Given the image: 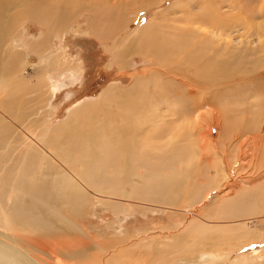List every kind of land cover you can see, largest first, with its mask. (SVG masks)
I'll use <instances>...</instances> for the list:
<instances>
[{"label": "rangeland", "instance_id": "1", "mask_svg": "<svg viewBox=\"0 0 264 264\" xmlns=\"http://www.w3.org/2000/svg\"><path fill=\"white\" fill-rule=\"evenodd\" d=\"M12 1L16 3L20 1V4L22 0H5L4 4H8ZM59 1L61 2L62 0ZM114 1L115 0L111 2L113 4L118 2ZM215 1L216 0H162L159 4L155 5L149 4V6H144L138 4L141 6L140 8L137 4L134 5L131 0L126 4V10L121 11L120 17L125 22L131 21L129 22L130 32H137L136 35H128L130 37L128 40L129 44L133 40H136V48L130 53L123 54L124 57L122 61L119 59L121 57L119 53L125 51L127 48L126 46L129 44L127 45V41L122 45L119 36L116 34H111L109 37V34L113 31L112 29V32L108 30H110V27H113L111 24H114L109 18H106V21L103 23L104 25L102 24V27H107L105 33L108 37L105 36L104 39L99 40L98 36L92 34L90 29L91 26L88 25L87 21H89L90 18L89 10L85 8L75 10V15L73 13V16L76 17H72L71 28H64L62 31V28L58 30L57 26L54 28L53 32L59 33L60 31L63 35L61 41L58 37L54 39L53 37L52 39L48 38V33L45 31L46 29L38 24L32 17H28L26 13L28 10L27 7L29 6L25 3V0L22 1V4H18V6L13 4L12 6L14 9L12 10H10L9 4L8 6L5 5L7 7L6 9L3 5L5 12L9 8L7 10L8 12H6L7 15L9 16L12 14L15 17L14 19L12 15L9 16V19L12 18V21L14 19L12 26L3 25V33H5V35L2 39L3 41H0V78L2 77V73L7 82L10 80L7 90L2 91V89H0L1 121H7L12 126V134H9V136L7 135V148L0 150L1 154H3V152L6 155L8 154L6 158H14V155H20L16 148L23 141H27L28 138H34L30 135V131L34 132V136L35 133H43V135H46L48 132L50 133L52 129L60 126L61 123L67 122L70 114L75 109L88 103H99L102 93L112 87L118 88L117 90L120 91L119 95H121V98L125 97L123 98L124 103L122 102V107L125 106L123 109L126 110V107L130 108L132 106L129 111H126L128 114H131L130 116L136 115L134 109H140L141 107H143L144 110H140V112L148 111V114L143 116H150L152 113L161 110L165 129L156 130L155 134L158 136L162 135L163 143L175 139L180 143L188 142L186 138L189 135L187 131L190 128V120L184 121L182 116L185 113L195 111L201 101L202 104L209 102L212 106L210 108L212 109V113L203 118L199 132L197 133L198 130L195 131L196 134L192 136V139L197 140L200 138L199 133H201L200 135H202L205 140H210L207 145L209 148L207 156L209 157L210 153L215 155L216 151L219 153L220 158L228 165L229 174L227 173L226 179L219 180V184L212 181L210 182L207 178L203 180H198V178L193 181V183H198L200 181L201 186L199 197L193 200L185 199L192 190L190 186L187 187V183H184V190L182 191L181 197H179V201L176 205L170 206L169 204L162 205V203L159 202L147 201L139 198H126L120 195L113 196L106 194L97 199V195L95 196L94 193H92L91 201L94 203L93 200H95V203L91 206H87L88 211L83 215L84 218L81 217L79 219L81 223L86 224L87 232H89L90 236H93L94 239L92 240L90 237L87 238L86 234H84L86 230L63 233L62 237H55V239L63 237L64 239L70 238L73 242H76L74 248L83 250L88 249L85 254L86 257H84L86 258L84 263H89L88 257L91 254L99 252L97 248L98 243H107L108 246H116V251L119 252L121 256L127 257L126 255L128 254V264H139L137 261L133 260V257L140 253V251H143L144 247L142 246V248L139 245H141V240L144 238L146 240L148 239V242H151V239H153L154 243L156 241L167 243V248H165L166 252L170 254L173 251L170 255L168 254L169 256L166 253L163 254V256L165 255L164 258L168 256L169 262L166 261L168 263H170L174 255L175 257L180 256L186 259L190 255H195L197 252H202L204 250L214 251L216 254L218 253L221 257L218 263L221 264H232L233 258L243 253L264 257V240H260V238L257 237L254 240L243 237V233L247 232V230L264 233V210L262 211L264 208V18H256L259 13L264 14V0H223L224 2H220L222 0H217V3H214ZM67 2L68 1L63 3ZM99 2H104V0H99L97 2L98 5H103ZM220 6L222 7L220 8ZM69 7L68 5L67 8ZM122 8L125 9L124 6ZM208 9H210V11ZM1 10L0 12H2ZM219 10H221V12ZM203 13L204 15L205 13L208 14L207 17L206 15L204 16ZM164 14L167 16L165 20H163ZM199 19L207 23L210 30L212 27H214L212 30L215 28L219 30L221 26L227 27V29L228 27L231 28V30L228 29V31H231V35L229 34V36H233L232 38L230 37V39H236V43L234 42V44L238 48L246 45V48H251L253 50L242 53L243 51L240 49H228L229 51L227 50L226 53L229 54H224L225 52L221 53L216 43H211L210 41L201 42V39H196L195 37L190 39L191 45L196 41H200L197 46V52L193 47L192 50L200 57L205 56L203 60L206 61L204 63V65L206 64L205 67L208 65V68L206 67L208 78L212 80L214 78L216 79L213 80V82L206 79V82L210 84L203 82L200 86L197 84L199 82L196 81L198 73L196 74L194 65H192V67L190 64H182V62H180L179 50L183 36L180 35V28L178 27L189 24L200 27L199 22L201 21ZM210 23L212 25H210ZM106 24L111 26L109 27ZM152 24L159 25L154 27V29H156L155 33H153L150 28H148L146 32H142L144 27L152 26ZM105 30L102 28L103 32ZM126 30L127 29L121 31V37L126 35ZM151 33H153L152 36H155L156 39L157 37L160 38V43L162 44L161 49L163 45L169 49V52H166L167 55H159L161 59L165 60L161 63L157 57L155 59L147 51V47L151 45V42L147 41V37L150 38L151 36H149V34ZM164 33L167 34L166 37H164ZM42 35L44 36L42 37ZM25 39H45L46 45L50 50H56L55 45L62 46L65 51V64L71 63L74 65L76 62H79L78 64L83 70L82 75L75 81H71L69 78L70 75L68 74L69 72H67L66 69L63 71L61 66L59 67L56 62H51L49 57L44 56L43 53H35L28 47H24ZM117 44L120 47H115ZM177 49L179 50L175 51ZM223 49L225 48L223 47L222 50ZM17 50L20 56H15L14 52ZM41 57H43L44 60ZM8 58L11 59L15 65H12V63L11 66H8L11 63L9 62V64H7ZM3 59L5 61L8 59L5 64L6 67L8 66L9 71L13 68L10 73L5 69V61ZM155 60L163 66H158L157 63L155 64ZM191 60L193 61L194 58ZM208 60H211L212 63H208ZM209 65L212 66L209 67ZM215 67L217 69H215ZM153 69H155L157 73L153 75L151 82L148 81V85L144 84L140 86L136 83L137 79H142L150 75V71ZM190 80V88H186L187 86L185 83ZM156 82L158 83L156 84ZM16 86H18V90H15ZM135 87H138V90ZM11 89L15 90L11 93L12 95L10 91H8ZM126 89L130 91L127 92ZM158 90L161 93H158ZM135 93L137 96H132V94ZM127 94L128 98L126 99ZM130 100L131 104H129ZM117 110L118 108L115 106L113 110L111 108H101L97 112L93 109L90 114L91 116L89 115V120L93 123L95 122V125L101 124L102 121L103 127L101 129L103 130L105 123L106 126H108L112 121H118L119 119V122L121 121V117L118 118L117 116ZM163 110H166V112ZM86 117L84 116L81 120H86ZM99 118H101V121ZM109 118L113 120H109ZM142 119L145 118L143 117ZM96 121H98L97 124ZM143 122V124H145V120H143ZM40 123L43 124L44 127L46 126L45 129L43 126H40ZM179 132L180 138H178ZM14 134L16 135L13 136ZM75 135L79 136V133L72 131L69 133V138L73 139ZM196 137L197 139H195ZM254 138H256V142L253 143L252 139ZM17 142L18 144L16 147L12 149ZM209 142H211V144ZM195 144L196 142L194 141V145ZM9 152L11 154H9ZM213 155H210L209 158L211 159L214 157ZM179 166L178 164L177 167ZM204 168L205 166H203L202 162L199 172L206 174L207 172L204 171ZM209 168V174L215 176V169L213 167ZM137 181L141 182V180ZM230 188L232 189V194L227 197L225 193L230 191ZM90 191L92 192V190ZM186 192H188V194H186ZM231 197H236L234 200L242 202L244 200V202H231L229 201L233 200L230 199ZM110 203H119L128 206H125L123 210L118 212V210L111 208ZM224 203H227V205L233 209L241 210L242 214L236 218L225 216V214L221 212ZM248 205L249 208L252 207L251 209L253 210L255 208L257 211L255 210L248 215ZM224 216L226 218H224ZM243 219H247V223H244V225L240 222L244 221ZM192 223L193 225H191ZM208 223L211 224L208 225ZM121 229L129 233L128 235H131L130 239L132 243H130V241L129 243L131 245L135 244L133 248L130 249L127 243L123 241L118 243L117 238L119 239L122 235L119 233ZM146 232L149 234L147 235ZM135 235L137 236L135 237ZM150 236H154L155 238L151 237L150 239ZM178 236H180V238ZM157 237L158 240L156 239ZM166 238L168 239L166 240ZM138 239L141 242H139ZM244 242L246 244L243 245L242 243ZM136 245L140 248H137ZM167 245H171V248L169 247L170 250ZM172 245L175 246L172 247ZM123 249L132 251L133 253H129V251L126 252V250ZM149 253L148 251V255L152 257L158 256V249L154 247L153 251ZM227 254H230V258H223V256ZM130 256L132 258H130ZM170 256L172 257L171 259L169 258ZM175 257L173 259H175ZM144 258L142 256L140 260L143 261L142 264L148 261L147 258ZM167 258L166 260H168ZM67 261L69 260L67 259ZM156 261H158V263L162 262L160 259ZM75 262L76 261H73L72 263ZM253 264H264V261H254Z\"/></svg>", "mask_w": 264, "mask_h": 264}, {"label": "bare ground", "instance_id": "2", "mask_svg": "<svg viewBox=\"0 0 264 264\" xmlns=\"http://www.w3.org/2000/svg\"><path fill=\"white\" fill-rule=\"evenodd\" d=\"M22 1L20 4H22ZM66 1L68 2L63 3ZM98 1L62 0L60 2L59 0H25V3L29 6L27 7V13H25L28 15V17H32L38 24H40L46 29L45 31L48 33L47 37L50 39H52V37L53 39L58 37L59 40L62 41L63 35L60 31L59 33L53 32L54 28L56 26L58 30L62 28L61 31L64 28H71L72 17H76L73 16V13L75 12V10H79L81 8L89 10H87L88 12H90V18L89 21H87L88 25L91 26L90 29L92 34L98 36L99 40L104 39L105 36L108 37V35L105 33L107 27H102V24L106 21V18H109L110 21H113L114 23L111 24L113 25L112 28L110 27L111 25L106 24L110 27V30L108 31H111L112 29V31L115 32L113 33L111 31L112 33L109 34V37L111 34H116L117 36H119V40L122 42V45L129 40L130 37L128 35L132 36L137 34V32L134 33V31L130 32L129 30V22L131 21L125 22L120 17L121 11L126 10V4L129 3L131 0H115L114 2H119H117L116 4H113L111 2L113 0H104V2H99L103 5H98ZM161 1L162 0H132V3L134 5L137 4V6L141 8V6H139L138 4L149 6V4H159ZM216 1L214 3H217ZM4 2L5 0H0V10L2 9V12H0V32L2 30V32L0 33V41L5 35V33H3V25L5 24L7 26H12L14 23L13 21L15 19L14 15L12 14L11 15L14 17L13 21L12 18L9 19V16L11 15L8 16L6 13L8 12L7 10L9 8L5 12L4 6H8L9 4L10 10H12L14 9L12 5L14 4L15 6H18L20 1L18 3L12 1L8 4H4ZM220 2L224 1L222 0ZM68 5L70 6L69 8H67ZM6 6L5 9L7 8ZM123 6L125 7V9L122 8ZM221 7L222 6H220V8ZM208 10L210 11V9ZM219 11L221 12V10ZM212 12L214 13L213 10ZM205 15L207 17L208 14L205 13ZM162 17L159 18L163 19ZM166 17L167 16L164 14L163 20H165ZM256 18H264V14L259 13ZM199 24L200 27H196L194 26V24H189L181 27L178 26L180 28V35L183 36V39L180 42V50H175L180 51L179 57L181 60L180 62H182V64H190L191 66L194 65L196 69L195 72L196 74L198 73L196 80L199 82L197 83L198 86L203 84V82H205L206 84H210L206 82V79H209L212 82L213 80H216L215 78L213 80L211 78H208V72L206 71V67L208 65L205 67L206 64L204 65V63L206 61L203 60V58L205 59V56L200 57L196 55L192 50L193 47V49L197 52V46L200 41H210L211 43H216V45L220 48L221 53L225 52L224 54H229L226 53L228 49H240L243 51L242 53L247 51H253L251 48H246V45L241 48H238L234 44L236 39H230V37L232 38L233 36H229V34L231 35V31H228V29L231 30V28L228 27L227 29V27L225 28L221 26L219 30H217L216 28L212 30L214 27H212V29L210 30V27L207 23L201 21L199 22ZM210 25L212 24L210 23ZM157 26L159 25L152 24V26H146L144 27V29H142V32H146L147 29L150 28V30L155 33L156 29H154V27ZM102 28L106 30L103 32ZM124 29H127V33L126 35H124V37H121V31ZM153 33L149 34V36H151L152 38L147 37V41L151 42V45L147 47V51L155 59L157 57L159 62L161 63L165 60L161 59L159 55H167L166 52H169V49L165 45H163L161 49L162 44L160 43V38L157 37L156 39L155 36H152ZM163 35L164 37H166L167 34L164 33ZM43 36L44 35H42V37ZM194 37L196 39L201 40L196 41L191 45V42L189 40ZM128 44L129 41L127 45ZM118 46L119 45L117 44V46L115 47ZM135 46L136 40H133L128 46H126L127 48L125 51L122 50L123 52L119 53L121 55L119 59H121L122 61L124 57L123 54L130 53L136 48ZM24 47H28L35 53H43L44 56L49 57L51 62H56L59 67L61 66L63 71L64 69H66L67 72H69L68 74L70 75L69 78L71 81H75L82 75L83 70L79 66V62H76L74 65H72L71 63L65 64L64 58L66 57L65 51L63 50L62 46L55 45L56 50H50L46 45L45 39H25ZM223 47L226 49V51L225 49L222 50ZM14 53L15 56L19 55L18 50ZM41 58L43 59V57ZM193 58L194 60L192 61L191 59ZM6 61L4 62L5 69L9 71L8 66H11L13 61L9 59L7 64H9V62L11 63L7 67L5 64ZM210 61L211 60H208V63L211 64L212 61ZM154 62L155 64L157 63L158 66H163L160 65V63L156 60ZM12 65L15 64L13 63ZM211 66L209 65V67ZM215 69L217 68L215 67ZM12 70L13 68H11L9 73ZM156 73L157 71L153 69L150 71V75L142 79H137L136 83L140 86L144 84L148 85V81L151 82L153 75ZM1 76L2 77L0 78V89H2V91H5L7 90L10 80L7 82L5 76H3L2 73ZM157 83L158 82H156V84ZM190 83L191 80L185 83V85L187 86L186 88H190ZM138 87L135 88H137L138 90ZM117 89L118 88L116 87L107 89L104 93H102L101 101H99V103H88L84 106L79 107L78 109H75L70 114L67 122L61 123L60 126L52 129L50 133L48 132L46 135H43V133H37V135L35 133L34 136V132L30 131V135L34 138H28L29 140L27 139V141H23L20 145L17 146L16 150H18V152L20 153V155L18 153L19 156L14 155V158H6L8 154L6 155L4 154V152L3 154H1L0 152V264H128V254H124L127 257L121 256L120 253L116 251V246H108L107 243H98L97 248L99 252L91 254L88 257L89 263H84L86 259L84 257H86L85 254L87 253L88 249L83 250L74 248L76 242H73L70 238L64 239L63 237L55 239V237H62L63 233L86 230L84 234H86L87 238L90 237L92 240L94 239V237L90 236V233L87 232L86 224L81 223V220L79 219L83 217L86 211H88L87 206H91L95 203V200H93L94 203H92L91 201L92 193H94L95 196L97 195V199L99 197H103L106 194L113 196L120 195L126 198H139L147 201L159 202L162 203V205L169 204L170 206L176 205L179 201V197H181L182 191L184 190V183H187V187L190 186L192 190V192L188 196L184 194L186 196L185 199L193 200L199 197L201 191L200 181L198 183H193V181L197 180L198 178V180H203L207 178L210 182L212 181L219 184V180L226 179L227 173L229 174L228 165L224 162V160L220 158L219 153H217V151L215 155L210 153V155L214 156L211 159L209 158L210 155L209 157L207 156L209 150L207 145L208 141L210 140H205L203 136L200 135L201 133H199L200 138L197 139L196 137L195 139L197 140L192 139V136L196 134L195 131L198 130L197 133L199 132L202 123L201 121L203 120V118L207 117V115L212 113V109H210L212 106L209 102L202 104L201 101L200 104L198 103V108L195 111L185 113L182 116L184 121L190 120V128L187 131L189 132V135L186 138V141L188 142L180 143L175 139L173 141L163 143L161 137L162 135L158 136L155 134L156 130L165 129L164 119L161 116V110L152 113L150 116H143L145 114L147 115L148 111L140 112V110H144L143 107H141L140 109H134L136 115L130 116L131 114H128L126 111H129L132 106L130 108L126 107V110L123 109L125 106L122 107V102L124 101L123 98L125 97L123 96L125 94L123 93V98H121V95H119L120 91ZM15 90H18V86L15 87ZM15 90L11 89L8 91H10L11 94ZM128 91L130 90L128 89L127 92ZM157 92L159 93L160 91L158 90ZM128 94L126 96V99L128 98ZM133 95L137 96L136 93L132 94V96ZM130 102L131 100L129 101V104H131ZM114 106L118 108L117 116L118 118L121 117L120 122V119L118 121H112L111 124L108 126H106L105 123V127L102 130V117L99 118L101 124H97L98 121H96L97 125H95V122L93 123L89 120V117L91 116L90 114L92 113L93 109L97 112L101 108H111L113 110ZM164 112H166V110ZM84 116L87 117L86 120L83 121L81 119H83ZM143 117L145 119H142ZM1 119L2 117L0 115V150L3 148H7V135L9 136V134H12V126L7 121H1ZM109 120L113 119L109 118ZM143 120H145V124H143ZM43 124L40 123V126L42 127ZM72 131L75 133H79V136L75 135L73 139H70L69 133ZM15 135L16 134H14L13 136ZM178 138H180V132ZM194 141L196 142L195 145ZM252 141L253 143L256 142V138L252 139ZM209 143L211 144V142ZM17 144L18 142L14 144V147H12L11 145L10 146L13 149L16 147ZM9 154L11 153L9 152ZM202 162L203 166H205L204 171L207 172L206 174L203 172H199ZM178 164L180 165L179 167H177ZM209 167H213L215 169V176L209 174ZM137 180H141V182ZM126 188L129 190H127ZM90 190H92V192ZM186 194H188V192H186ZM231 194L232 189L230 188V191L225 193V196L229 197ZM235 198L231 197L230 199L233 200L229 201L234 203L244 202L243 199L242 202L234 200ZM110 204L111 208L118 210V212L123 210L125 206H128L124 204L121 205L119 203ZM222 206L223 208L221 209V212L225 214V216L236 218L237 216L242 214L241 210L233 209L229 207L227 203H224V205ZM251 208H249L248 205V215H250L251 212H254L256 210L255 208L254 210ZM263 210L264 208L262 209V211ZM225 216L224 218H226ZM246 220L239 221L242 222L241 224L244 225V223H247ZM209 224L211 223H208V225ZM191 225H193V223ZM119 233H121L122 235L119 237V239L117 238L118 243H121L123 241L127 243V246L130 249L133 248L135 244H130L132 243L130 239L131 235H128L129 233H126L123 229L119 230ZM243 234V237L247 239L254 240L257 237L260 238V240H264V233L260 231L247 230V232ZM136 236L137 235H135V237ZM151 237L154 236H150L149 238L151 239ZM178 237L180 238V236ZM156 239L158 240V237ZM167 239L168 238H166V240ZM141 241H139L141 242V245L139 246H143L144 249L143 251H140V253H138L135 257H133V260L137 261V263L139 264L143 263V261H140L142 259V256L143 258L146 257L148 259L147 262H144L145 264H221L218 263L219 258L221 259L218 253L216 254L214 251L212 252L205 250L202 252H197L196 249L195 250L197 253L192 256L190 255L186 259H183L180 256L175 257V255H172L173 258L175 257V259L170 256L169 258H172V260L170 261V263H168L169 259L167 257L173 251H170V254L166 252L165 248H167V243H163V241H156L154 243L153 239H151V242H148V239L146 240L145 238ZM246 243L244 242L242 244L244 245ZM152 246L153 249L154 247L158 249V256L156 254V256L154 257L148 255V251L150 253L151 251H153ZM170 246H168V248ZM174 246L172 245V247ZM137 248L140 247L137 246ZM123 250H126V252L129 251L127 249ZM129 253L133 252L129 251ZM164 253L169 255L164 258ZM130 258L132 257L130 256ZM166 258L168 260H166ZM223 258H230V254L223 256ZM67 259L69 261H67ZM157 259H160L162 262L159 261L161 263H158V261H156ZM73 261L76 262L72 263ZM254 261L263 262L264 257H258L257 255L243 253L233 258L232 264H253Z\"/></svg>", "mask_w": 264, "mask_h": 264}]
</instances>
